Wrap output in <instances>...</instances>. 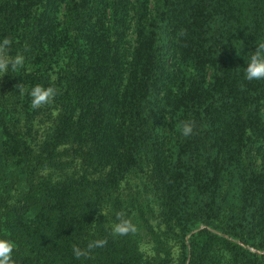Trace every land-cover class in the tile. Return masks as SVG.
<instances>
[{"label": "trees", "instance_id": "16d2710c", "mask_svg": "<svg viewBox=\"0 0 264 264\" xmlns=\"http://www.w3.org/2000/svg\"><path fill=\"white\" fill-rule=\"evenodd\" d=\"M249 1L241 28L230 0H0V41L11 38L9 54L25 57L23 69L6 73L10 94L2 111L0 96V238L15 242L14 264H209L218 248L245 253L205 227L182 261L170 262L160 236L153 239L158 255L144 259L141 230L114 237L111 225L121 211L148 225L149 196L142 198L140 184L128 180L140 168L151 173L167 221L186 231L215 225L218 211L208 190L217 146L214 113L229 109L234 142L264 137V80L245 78L247 59L264 42V13L260 0ZM178 83L184 115L166 121L164 95ZM36 85L57 89L54 104L31 107L27 116L14 111L10 98L31 106ZM49 106L57 115L34 148L31 123ZM186 120L195 122L189 137L178 130ZM67 146L78 149L84 172L56 181L42 174L62 163ZM243 154L247 195L235 213L248 224L263 222L255 186L261 172L246 144ZM9 159L20 175L8 170ZM232 224L224 233L235 235ZM99 238L107 239L105 247L87 258L74 256L73 245L84 248ZM246 255L243 264H262Z\"/></svg>", "mask_w": 264, "mask_h": 264}, {"label": "rangeland", "instance_id": "374dc122", "mask_svg": "<svg viewBox=\"0 0 264 264\" xmlns=\"http://www.w3.org/2000/svg\"><path fill=\"white\" fill-rule=\"evenodd\" d=\"M257 0H253L255 2ZM231 6L235 12H233L235 19L241 25V28L245 26V12L248 10L251 12L252 3L249 0H230ZM261 12L264 13V0L259 2ZM239 32V31H237ZM230 65H236L235 60L230 58ZM235 69V68H234ZM233 69V70H234ZM59 69L55 67V71L52 74V80L57 81L59 79ZM2 75V74H1ZM1 83V111L3 110V104L5 99L8 98L10 92L5 88V84L8 83L7 75L0 77ZM182 89L180 83L174 86L172 84L166 90L164 95V116L165 120H173L176 118H182L184 115L185 104L181 97ZM54 104V103H52ZM166 105V107H165ZM10 106L12 109L17 111L23 116H27L26 112H30L31 106L23 107V102L19 98L11 99ZM48 106V105H46ZM170 108H172L170 110ZM57 109L53 106L43 108L40 114H37L33 124L31 123L32 131L29 136V141L38 148L43 139L45 138L50 127L53 125L55 117L57 115ZM39 113V112H38ZM229 109L227 107L217 110L214 113L215 118V140L217 142L216 154L214 156V162L212 166V173L210 175V183L208 185L209 194L214 197L215 210L218 211V215L213 217L212 221L215 225L211 224L207 226L205 224H200L197 227L183 229V226L175 224L174 221H167L162 212V200L157 195L156 189L151 182L150 172L146 169H137L131 175L128 176L129 182L133 184L138 182L140 184V192L144 196L142 198H147L149 196V210L151 213L148 214L149 221L148 225L141 223L139 220H135L137 216L134 212L130 215V220L133 224L137 226V232L141 230L138 236L139 250L140 246L144 245L145 251L141 252L143 258H149L152 256H157V248L159 247L157 241L155 242V236H160L161 240H165L169 248V260L172 263H177L183 260V256L186 255V247H189V242L193 235L200 229L208 227L211 230L217 232L218 234L227 237L229 240L238 242L244 249L245 253H238V255L233 254L224 248H218L214 253H212V259H210L209 264H243L244 257L249 255H256L261 258V263L264 264V218L263 222L258 223H247L244 220L243 215L240 213H235L236 211L243 209L244 201L246 199V180H247V170L244 164V148L249 150L250 154L253 156L254 162L257 163V169L260 170V177L255 175V186L258 197V209L262 210L264 208V137L255 138L252 137L247 140V143L242 144L239 139L234 142V137L232 134L227 132V122H228ZM170 123H167L164 127L166 130L170 128ZM172 126V125H171ZM29 124H27L24 129L27 130ZM167 135L170 133L167 132ZM233 138V139H232ZM171 140V139H170ZM62 163L59 166H46L42 169V174L50 176L51 179L61 180L67 178L70 175L76 173H82V161L79 156V151L76 147L67 146L62 150L61 155ZM16 162L13 159H9L8 170L13 173H18ZM258 178V179H257ZM121 186H125V180L122 182ZM20 188H16L12 191L13 198L17 197ZM253 211V209L251 210ZM234 220V222H233ZM139 224H137L136 222ZM233 223V224H232ZM228 224L236 225L235 238L223 231L228 229L231 230ZM155 230V234L150 230L151 228ZM150 228V229H149ZM148 230V231H147ZM186 231V232H185ZM137 232L135 233L137 235ZM242 239L246 241H241ZM165 252H161L164 254ZM245 256H244V255Z\"/></svg>", "mask_w": 264, "mask_h": 264}, {"label": "clouds", "instance_id": "9594fccd", "mask_svg": "<svg viewBox=\"0 0 264 264\" xmlns=\"http://www.w3.org/2000/svg\"><path fill=\"white\" fill-rule=\"evenodd\" d=\"M257 47L255 51H252L250 59H247V67H245V78L251 80H264V42L256 43ZM12 45L11 38L5 37L0 41V77L9 72L11 68L13 71L23 69L25 66V57L22 54L11 56L9 54ZM237 54H241L237 50ZM21 93H23V87H20ZM32 97L31 107L38 109L44 105H50L54 102L57 95V89L48 86L44 87L36 85L29 93ZM195 127L194 121H181L178 125V130L184 137H189L193 134ZM106 216L105 212H101ZM117 222L111 225V234L116 236H125L129 234H135L137 232V226L132 221L126 218L124 212L116 213ZM107 245L106 238L93 239L88 241L86 247L81 248L79 245H73V254L79 259L81 257H89L93 250L97 248H103ZM16 248L14 241L10 239L0 238V264H14L13 252ZM140 251L144 252V245L140 246Z\"/></svg>", "mask_w": 264, "mask_h": 264}]
</instances>
